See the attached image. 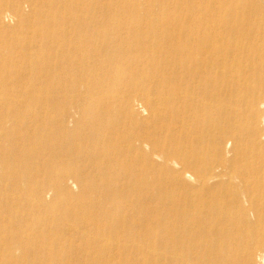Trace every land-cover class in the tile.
<instances>
[{
  "label": "bare ground",
  "instance_id": "6f19581e",
  "mask_svg": "<svg viewBox=\"0 0 264 264\" xmlns=\"http://www.w3.org/2000/svg\"><path fill=\"white\" fill-rule=\"evenodd\" d=\"M95 2L104 11V0ZM185 2L184 15L172 18L165 8L152 23L159 24L165 15L172 19L165 36V59L154 56L147 62L151 73L145 74L155 90L152 102H157L160 111L154 113L155 123L136 136V141L146 148L160 150L153 156L169 166L168 170L172 166L170 172L177 173L167 178L164 186L154 189L153 200L159 207L150 209L158 218V227L165 230V262L264 264V0ZM196 3L204 8L192 10ZM90 4L89 0H37L35 6L39 12L58 13L52 20L56 23L62 21V12ZM12 6L21 8L19 4ZM4 8L0 6L1 14ZM12 18L8 13L3 17L5 21ZM74 22L81 20L75 18ZM147 33L154 47L162 44L161 35L153 28ZM130 35L129 47L142 37L141 29H131ZM113 44L114 48L126 44V38L121 34ZM137 44L144 54L151 52L149 46ZM118 56L113 55L112 61ZM119 70L127 71L121 66ZM143 76L138 66L134 77ZM116 84L121 85V80ZM91 91L88 84L87 93ZM120 100L128 103L125 96ZM2 107L1 141L17 135L21 130L18 125L26 127L20 136L30 141L32 132L40 131L49 122L58 124L65 113L63 108L50 105L23 107L13 102ZM89 112L84 110L85 121L77 122V129L71 130L72 125L63 123L64 135L54 139V144L36 140L28 145V150L35 153L33 157L27 153L19 160L5 148L2 179L12 178L17 187L33 183L31 172L41 165L42 154L48 152L56 157L54 163L44 162L51 171L64 164L58 161L60 157L99 158L98 150L104 149L100 142L104 130L98 128L84 136L80 129L86 120H94L95 125L103 116L92 118ZM162 114L165 125L156 126L155 118L161 119ZM87 161L85 171L91 168V160ZM96 166L95 163L93 168ZM72 170H65L54 181L57 195L67 199L71 193L61 179ZM104 170L100 171L103 180ZM76 171V179L87 195L95 177ZM17 172L25 177L15 175ZM43 186L37 184L36 190L41 206L46 203ZM91 216L84 209L75 220L65 215H0V264H89L84 255L87 243L102 253L95 264H104V218ZM78 242L83 243V248L78 247ZM159 246L154 251H160Z\"/></svg>",
  "mask_w": 264,
  "mask_h": 264
},
{
  "label": "rangeland",
  "instance_id": "374dc122",
  "mask_svg": "<svg viewBox=\"0 0 264 264\" xmlns=\"http://www.w3.org/2000/svg\"><path fill=\"white\" fill-rule=\"evenodd\" d=\"M89 1L91 4L86 8L62 12V21L53 23L58 13L37 11V0H0V6L5 7L0 13V110L6 103L18 102L23 107L50 105L65 111L63 120L59 119L58 124H44L38 133L32 132L30 141L20 136L21 131L27 130L21 125H18L21 130L17 135L0 140V215L24 214L42 218L65 215L75 220L84 209L92 216L104 218V264H166L162 244L165 243V230L158 227V218L150 209L159 204L153 200L154 189L164 186L167 178L177 173L170 172L172 166L168 170L169 166L153 156L160 150L146 148L136 141V136L155 123L154 113L160 111L157 102H152L156 96L145 75L152 70L147 62L159 55L165 59L164 42L172 24L171 17L184 15L187 10L182 7L187 3L185 0H152L150 3H146L147 0H104L103 11L96 0ZM13 4L21 8H10ZM203 6L196 3L191 9ZM165 8L171 17L165 15L159 24H152L158 15H163ZM7 13L13 18L5 21L3 17ZM75 18L81 22L75 23ZM133 28H140L142 33L136 42L149 46L151 52L144 54L137 43L128 46ZM152 28L161 35L159 42L162 44L155 47L146 37ZM121 34L126 44L114 48L113 43ZM63 42L68 45L64 46ZM158 50L161 52L157 54ZM113 55H119L118 59L112 61ZM119 66L127 71L121 72ZM138 66L144 71L143 77H134ZM120 80L122 84L117 86ZM88 84L92 86L90 95ZM118 95L125 96L128 103ZM85 109L90 111L92 118L98 114L103 116L95 125L94 120H86L80 129L84 136L98 128L104 130V139L100 141L104 149L98 150L101 152L99 158L60 157L58 161L64 164L51 171V167H44V162L54 163L56 157L48 152L42 154L41 165L31 172L33 183L17 187L12 178L2 179L6 168L2 156L5 148L19 160L27 153L33 157L35 153L28 150V145L35 144L36 140L54 144V139L64 135L63 123L72 125L70 129L73 130L85 121ZM155 119L156 126L165 125L163 114L161 119ZM131 145L134 148H130ZM87 160H91V168L85 171ZM95 163L97 166L93 168ZM103 167L104 180L100 172ZM69 168L74 170L61 179L71 193L67 199L57 195L54 181ZM76 170L95 177L94 183L90 180L91 189L87 195L76 179L79 174ZM15 175L25 177L24 173ZM39 183L44 184L42 195L46 203L43 206L36 196ZM161 209L165 210V206ZM77 245L84 246L80 242ZM158 246L160 251H154ZM84 255L89 264H95L102 253L87 243Z\"/></svg>",
  "mask_w": 264,
  "mask_h": 264
}]
</instances>
